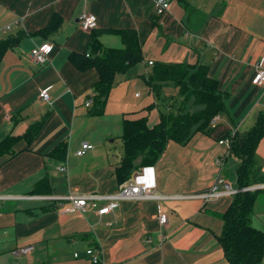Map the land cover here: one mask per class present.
Listing matches in <instances>:
<instances>
[{"label": "crops", "instance_id": "0c3cea01", "mask_svg": "<svg viewBox=\"0 0 264 264\" xmlns=\"http://www.w3.org/2000/svg\"><path fill=\"white\" fill-rule=\"evenodd\" d=\"M83 13L95 15L98 27L84 29ZM54 14L62 17L59 28L41 33ZM124 29L138 32L143 60L118 75L104 113L93 115L99 72L79 69L71 54L90 53L95 31L104 47L122 48ZM19 30L25 35L0 57V143L19 138L14 154L0 156V264H94L89 247L100 254L99 264H230L219 239L224 221L218 213L235 194L209 200L191 195L205 192L218 178L239 189L241 158L220 140L250 130L264 113V83H253L264 68V0H172L161 15L154 0H0V40ZM47 43L54 44L47 62L34 61L31 51ZM151 61L207 65L226 102L211 133L197 132L184 145L170 141L153 164L154 193L167 197L123 199L105 214L99 208L108 200L84 212H65L68 201L23 197L36 196L45 180L52 196L112 195L131 181L142 167L124 182L117 174L124 119L146 116L151 126L158 120L150 111L133 109L121 87L128 80L140 99L143 79L157 101L146 82ZM44 89L49 100L41 97ZM162 89L167 91L162 105L171 108L179 88L165 84ZM35 123L40 129L29 141L25 135ZM117 137L120 146L112 144ZM60 142L68 144L64 162L50 157ZM85 142L93 148L78 155ZM257 158L264 171V137ZM160 212L168 216L166 225ZM252 223L264 230V192ZM26 247L29 251H22Z\"/></svg>", "mask_w": 264, "mask_h": 264}, {"label": "trees", "instance_id": "16d2710c", "mask_svg": "<svg viewBox=\"0 0 264 264\" xmlns=\"http://www.w3.org/2000/svg\"><path fill=\"white\" fill-rule=\"evenodd\" d=\"M61 23V15L54 14L41 33L52 32L59 28ZM121 33L124 41L122 48L104 47L100 41L101 33L95 31L90 37V53L71 54V60L79 69L94 67L99 72V79L94 85V104L90 109L93 115L104 113L108 98L119 83L118 75L126 73L143 60L138 32L124 29ZM24 35V30H19L16 34L1 39L0 57ZM146 82L156 98L157 95L160 96L163 85L175 84L179 88L181 104L177 110L162 114L161 121L153 126L149 125L146 116L124 119V154L117 171L122 182L130 179L140 167L156 163L170 141L184 145L197 132L211 133L214 129V118L226 109L219 83L209 75L205 64L195 66L183 62H154ZM166 100L164 97L160 104H164ZM190 100L201 107L192 110L188 107ZM39 129L40 123L33 124L25 137L31 141ZM263 137L264 113L250 130L229 136L230 149L241 158L237 168L239 191L228 208L218 213L224 221L219 239L230 264H260L264 260V230L252 223L254 208L260 193L264 192V187L245 189L264 184V171L257 158L258 146ZM18 139L10 136L0 143V156L6 153L14 154L13 146ZM67 152V142H60L51 151L50 157L64 162ZM51 193L50 183L45 180L38 184V190L33 194Z\"/></svg>", "mask_w": 264, "mask_h": 264}, {"label": "built area", "instance_id": "2783aa9c", "mask_svg": "<svg viewBox=\"0 0 264 264\" xmlns=\"http://www.w3.org/2000/svg\"><path fill=\"white\" fill-rule=\"evenodd\" d=\"M172 0H154V8L155 13L157 15H161L166 12L171 6ZM80 23L82 27L86 30L95 29L98 27V21L95 15L91 13H83L80 16ZM54 44L47 43L43 46L34 48L30 56L31 58L41 64H45L48 60V54L52 51ZM153 61L150 64L153 65ZM254 84H262L264 83V68H261L257 74L253 78ZM137 96L140 93H136ZM41 97L44 100L50 99V93L48 89H44L41 92ZM93 103L92 99H89L86 103L87 106H91ZM216 118L213 120V124L216 122ZM220 143H227L229 146L231 145L230 138L220 140ZM93 145L89 142H85L82 144V147L77 151L78 155L85 154L88 150L92 149ZM221 163V162H220ZM59 170L65 171L66 166L61 164L58 166ZM264 187V184L250 186L245 189H256ZM157 188V180H156V171L155 166L153 164L144 165L140 170L136 172L131 181L127 183L117 194L112 195H103V194H91V195H68V196H52L51 194L47 195H36V196H23V197H38L42 199H57L61 201H68L66 205L63 206L65 212H84L89 207H97L99 202L101 201H109V204L102 206L99 208V213L105 214L110 211V209L120 200L123 199H144V198H163L167 197L161 194L154 193V190ZM239 189L233 188L231 183L225 182L221 178H218L208 190L202 193L192 194V197H199L205 200H209L211 198H218L225 194H236ZM159 221L162 225H166L168 221V216L165 212L159 213ZM29 247L23 248L22 251H29ZM87 254L90 256L91 261L94 264L101 263V256L97 252L94 247H89L86 250ZM19 253V251H16ZM76 256L79 253H75Z\"/></svg>", "mask_w": 264, "mask_h": 264}, {"label": "rangeland", "instance_id": "374dc122", "mask_svg": "<svg viewBox=\"0 0 264 264\" xmlns=\"http://www.w3.org/2000/svg\"><path fill=\"white\" fill-rule=\"evenodd\" d=\"M127 81L121 87L122 93L126 96L125 98L126 102H128V104H131L133 109L146 110V114H149L150 111L151 118L155 117L158 120L157 123L161 121L162 114H165L167 112L169 113L171 110H177V108L181 104V98L179 97L178 94L176 95L174 93H173V98L170 96L172 99V101L170 102L172 103L171 108H168L167 106H163L162 104H160L162 103V100L167 93V91L164 89H162L160 96L157 95V101H154L153 94L151 93V91L148 90L147 86L145 85V81L143 79L139 81V85H138L139 91H141L143 95L140 99H136L134 97L133 92L129 89L130 86H128ZM188 107L191 108L192 110H196L201 106L195 105L191 101ZM109 139H115V137L110 136ZM121 143H123L121 141V137H117L116 141L112 142L113 145H117V146H120Z\"/></svg>", "mask_w": 264, "mask_h": 264}]
</instances>
